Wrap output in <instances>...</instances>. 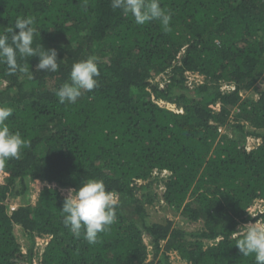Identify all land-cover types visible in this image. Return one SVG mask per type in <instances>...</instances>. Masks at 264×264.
Listing matches in <instances>:
<instances>
[{"label":"trees","instance_id":"1","mask_svg":"<svg viewBox=\"0 0 264 264\" xmlns=\"http://www.w3.org/2000/svg\"><path fill=\"white\" fill-rule=\"evenodd\" d=\"M160 3L172 15L170 32L159 21L137 25L111 0H0V34L10 36L18 17H33V46L56 49L60 65L37 71L38 55L18 57L25 71L9 74L0 62V105L13 109L8 126L29 145L2 166L0 264H171V251L187 264H255L236 246V232L264 199V134L247 150L248 134L257 132L239 121L264 129V90L257 100L245 97L264 77V0ZM90 56L98 58L99 86L59 103L55 92L70 81L72 65ZM188 72L205 79L188 85ZM160 76L163 88L154 82ZM224 84L234 89L222 91ZM155 172L167 173L164 201L190 222L204 220L202 229L150 222L154 198L137 193ZM93 178L119 204L116 222L90 245L65 227L60 210L62 188L78 190ZM30 183L40 188L38 203L10 212L11 193ZM17 225L33 244L50 236L40 260L33 246L22 250Z\"/></svg>","mask_w":264,"mask_h":264},{"label":"clouds","instance_id":"2","mask_svg":"<svg viewBox=\"0 0 264 264\" xmlns=\"http://www.w3.org/2000/svg\"><path fill=\"white\" fill-rule=\"evenodd\" d=\"M111 7L131 15L137 25L159 21L165 32L172 30V15L161 7L160 0H111ZM34 25L33 17H18L14 23L18 32L12 27L8 30L10 36L0 34V62L6 64L9 74L25 71L18 63V57L36 55L40 58L37 71L59 70L56 49L43 48L40 51L33 46L36 36ZM99 75L97 57L90 56L75 62L70 72V81L63 83L55 92L58 102L75 103L85 92H91L99 86ZM12 114L11 107L0 105V167L10 159H19L22 150L29 146L19 131H13L8 126L7 121ZM118 204L115 191L108 189L102 179L93 178L84 180L78 190L70 189L60 211L65 227L73 236L77 239L83 236L93 245L99 235L116 222ZM236 233L239 234L236 246L243 256H253L255 264H264V220L257 219L254 223L244 224Z\"/></svg>","mask_w":264,"mask_h":264},{"label":"rangeland","instance_id":"3","mask_svg":"<svg viewBox=\"0 0 264 264\" xmlns=\"http://www.w3.org/2000/svg\"><path fill=\"white\" fill-rule=\"evenodd\" d=\"M165 77L166 76H160L154 79V82L159 84L160 87L163 88L165 86ZM186 78H187V84L188 85H194V84H201V82L204 81V76L200 75L199 73H186ZM6 86V83H0V89L4 88ZM232 85H227L224 84L221 89L222 91H231L233 88L231 87ZM264 90V77H262L259 82L256 84V86L250 90L249 92L245 93V97H252L255 100H257L260 96V92ZM164 105V103H161ZM219 109L216 108L215 112H217ZM236 113L237 111H233L231 116L229 117V122L231 124H235L238 122L236 119ZM242 124L246 125V130H250L251 132H257V134H248L246 141H245V146L247 150H252L256 147H258L262 139L259 138L261 134H264V129H255L251 127L248 123H246L244 120L239 121ZM234 133L233 128H222V134H230L232 135ZM166 172L162 173H157L155 172L152 178L146 182H139L138 184L141 185H147L146 190L143 191H138L137 195L141 196L142 193H148L154 198V202L148 206L149 208V220L150 222H158V223H163L166 222V220H171L174 223V226L182 228L186 231L192 232V231H197L200 230L204 227V220H199L197 222H190L186 219L183 218L181 215L180 211L175 210L173 207L169 206L163 199V195L165 192V185L164 182L162 181V178H165ZM5 179L3 173L0 172V186L4 184ZM56 186V185H54ZM16 191L20 192L22 190L20 182H17ZM71 188H62L61 191L64 195H68L69 190ZM15 191V192H16ZM40 196V188L35 185L30 183V188L23 193H17L14 195V191L11 193L9 199L7 200V204L9 207V211H13L15 208L18 206L22 205L23 203L26 204H32L36 205L38 203ZM264 214V199H259L254 202L252 205L251 210L249 211V222L254 223L258 218V216ZM262 220V219H260ZM245 223V224H247ZM244 224H240L238 227V231L240 229V226ZM14 234L17 238V241L21 245V248L23 251H27L29 248L33 246V253H34V258L36 260H40L42 253L45 249L46 244L48 241H50V236H42V237H36L34 240H31V238L28 236V234L22 229L21 226H15L14 229ZM145 242L148 245V250H149V256H148V262H151L154 259V252L153 249L150 245L149 238L145 237ZM164 245V243H162ZM169 256V261L171 264H187L182 258L179 256L177 252L171 251L168 252Z\"/></svg>","mask_w":264,"mask_h":264},{"label":"built area","instance_id":"4","mask_svg":"<svg viewBox=\"0 0 264 264\" xmlns=\"http://www.w3.org/2000/svg\"><path fill=\"white\" fill-rule=\"evenodd\" d=\"M188 73H190V72H188ZM0 172L2 173V167H0ZM257 201V200H256Z\"/></svg>","mask_w":264,"mask_h":264}]
</instances>
